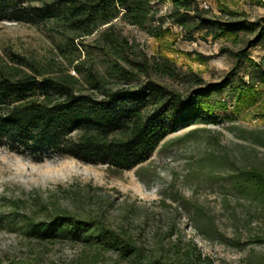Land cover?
Returning <instances> with one entry per match:
<instances>
[{
  "label": "rangeland",
  "instance_id": "rangeland-1",
  "mask_svg": "<svg viewBox=\"0 0 264 264\" xmlns=\"http://www.w3.org/2000/svg\"><path fill=\"white\" fill-rule=\"evenodd\" d=\"M199 1L224 20L264 18V0ZM154 7L168 13L171 0H155ZM114 24L149 56L165 55L207 82L222 80L236 63L235 51L254 35L243 28L238 35L215 38L203 28L188 40L173 22L158 37L120 19ZM51 27L50 22L0 20V55L14 51L61 60L62 38ZM98 34L87 37L80 50L86 59L93 51L103 68L102 55L93 48ZM250 51L258 60L264 41ZM248 71L244 66L232 74L205 103L214 117L171 132L147 161L129 170L58 154L36 160L0 146V264H117L116 252L101 238L46 237L33 230L32 223L52 221L65 211L126 231L148 254L173 257L175 250H190L200 252L198 264L264 261V210L254 194L241 189L244 172L264 166V147L244 138L246 129L264 126V83L244 102L237 95L240 77ZM154 78L181 87L168 77Z\"/></svg>",
  "mask_w": 264,
  "mask_h": 264
},
{
  "label": "trees",
  "instance_id": "trees-1",
  "mask_svg": "<svg viewBox=\"0 0 264 264\" xmlns=\"http://www.w3.org/2000/svg\"><path fill=\"white\" fill-rule=\"evenodd\" d=\"M155 0H0V20L41 25L52 23L60 35L61 60H42L14 51L0 55V146L19 155L43 160L67 155L87 163L129 170L147 161L173 131L192 121H207L214 114L206 107L212 94L225 88L230 76L241 75L237 95L241 102L264 83V53L258 60L250 49L264 41V18L259 21L224 20L210 15L199 0H171L160 14ZM137 26L158 37L173 22L183 37L194 40L205 28L215 38L247 28L245 45L235 51L236 63L220 81L207 82L192 70L183 71L165 55L149 56L131 42L114 20ZM249 23V27L245 24ZM98 34L82 58L84 40ZM72 70L74 72H72ZM168 77L181 87L154 78ZM248 76V79H246ZM244 138L264 147V126L245 130ZM241 189L254 194L264 210V166L244 172ZM46 237L101 238L114 250L117 264H198L199 253L175 250L148 254L127 234L104 220L82 218L65 211L49 222L32 223ZM8 264H39L12 262ZM260 264H264L262 261Z\"/></svg>",
  "mask_w": 264,
  "mask_h": 264
}]
</instances>
